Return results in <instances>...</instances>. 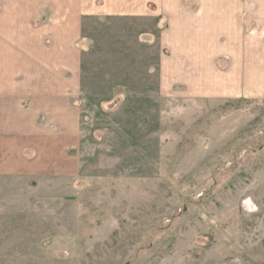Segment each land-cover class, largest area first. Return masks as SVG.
Wrapping results in <instances>:
<instances>
[{
    "label": "rangeland",
    "instance_id": "374dc122",
    "mask_svg": "<svg viewBox=\"0 0 264 264\" xmlns=\"http://www.w3.org/2000/svg\"><path fill=\"white\" fill-rule=\"evenodd\" d=\"M123 19H87L81 144L61 173L2 168L0 264H264V96L159 87L156 45L128 44L144 24Z\"/></svg>",
    "mask_w": 264,
    "mask_h": 264
},
{
    "label": "crops",
    "instance_id": "0c3cea01",
    "mask_svg": "<svg viewBox=\"0 0 264 264\" xmlns=\"http://www.w3.org/2000/svg\"><path fill=\"white\" fill-rule=\"evenodd\" d=\"M91 17L144 24L128 44L156 45L159 87L181 79L202 87L190 96H264V0H0V172L41 160L40 173H61L81 144Z\"/></svg>",
    "mask_w": 264,
    "mask_h": 264
}]
</instances>
